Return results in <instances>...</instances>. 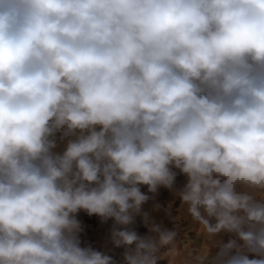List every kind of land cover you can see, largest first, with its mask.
I'll return each mask as SVG.
<instances>
[{
    "label": "clouds",
    "instance_id": "clouds-1",
    "mask_svg": "<svg viewBox=\"0 0 264 264\" xmlns=\"http://www.w3.org/2000/svg\"><path fill=\"white\" fill-rule=\"evenodd\" d=\"M143 187L210 245L181 264H264V0H0V264H114L81 210L174 264Z\"/></svg>",
    "mask_w": 264,
    "mask_h": 264
},
{
    "label": "rangeland",
    "instance_id": "rangeland-1",
    "mask_svg": "<svg viewBox=\"0 0 264 264\" xmlns=\"http://www.w3.org/2000/svg\"><path fill=\"white\" fill-rule=\"evenodd\" d=\"M185 182V178L181 175H177V184L182 185ZM142 191L147 193V188L143 187ZM151 198L142 206V213L150 212L156 222L162 223L164 227L169 230H177V239L182 241L179 248V254L174 264H181V261L187 256L189 252H196L198 250H206L210 247L209 243L203 237L198 227L191 221L187 215L186 207L180 204L179 199H176L165 188L161 187L158 192L153 195L147 193ZM155 204H159V210L154 211ZM170 208L171 214L166 212V209ZM81 231L79 232V240L81 247H91L92 249L99 251L112 257L114 264H124L123 253L125 249L123 247L117 248L112 242V231L114 228H120L122 226L116 225L112 219L103 220L95 215H88L87 212L81 210L77 215ZM132 230L136 231L140 236L149 235L148 227L146 226L143 215H137L135 222L128 226ZM231 237L223 235L218 237L225 243ZM171 246H164L159 253L160 259L157 264H169V257L166 253ZM216 253V249H213V256ZM251 258V257H250Z\"/></svg>",
    "mask_w": 264,
    "mask_h": 264
}]
</instances>
